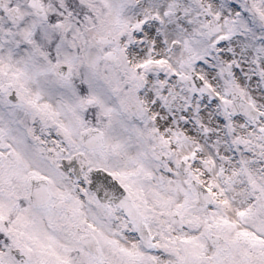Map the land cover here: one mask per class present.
Wrapping results in <instances>:
<instances>
[{
    "label": "snow or ice",
    "instance_id": "6c2138e0",
    "mask_svg": "<svg viewBox=\"0 0 264 264\" xmlns=\"http://www.w3.org/2000/svg\"><path fill=\"white\" fill-rule=\"evenodd\" d=\"M0 264H264V0H0Z\"/></svg>",
    "mask_w": 264,
    "mask_h": 264
}]
</instances>
